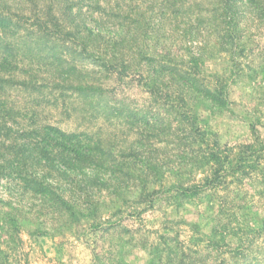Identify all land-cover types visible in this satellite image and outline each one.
<instances>
[{"label":"rangeland","instance_id":"1","mask_svg":"<svg viewBox=\"0 0 264 264\" xmlns=\"http://www.w3.org/2000/svg\"><path fill=\"white\" fill-rule=\"evenodd\" d=\"M170 1L0 0L12 17L0 148L19 127L50 125L99 149L120 180L77 220L0 181V264H204L218 251L224 264H264V24L221 47L215 1L179 14ZM186 71L199 94L177 79ZM75 187L64 182L66 197L83 205Z\"/></svg>","mask_w":264,"mask_h":264},{"label":"trees","instance_id":"2","mask_svg":"<svg viewBox=\"0 0 264 264\" xmlns=\"http://www.w3.org/2000/svg\"><path fill=\"white\" fill-rule=\"evenodd\" d=\"M213 1L215 2L212 3L216 5L214 13L219 14L221 18L220 34L218 36L220 40L218 45L221 47L227 45L226 43L229 40H234L241 25L264 24V0ZM188 4H190V0L170 1V6L175 10V14H179L182 10L185 11ZM10 19L12 17L0 12V32L1 30L4 33L12 32ZM99 20H97L98 23ZM184 25L189 27L188 23ZM192 30L193 28H191L190 34H192ZM105 33L108 34L107 30H105ZM101 34H103V30L98 29L97 35ZM1 43L0 51H9L8 54L12 55V45L5 44V42ZM6 58L7 55L1 57L5 64L8 62ZM0 65L3 64L0 63ZM163 70L169 73L170 71L171 73L176 71L172 66H163ZM177 77L179 82L190 84L189 72H178ZM191 84L192 86L188 88L195 94H199L200 91L197 90L194 80H191ZM204 96L209 98L210 102L220 106L226 103L222 98V94L215 95L211 91H207ZM1 123L7 125L6 121ZM4 137H1L0 134V138L3 139ZM258 139H256V142ZM253 146L254 144L241 146L238 154L239 163L247 164L249 162ZM102 156L100 150L92 148L90 143L84 142L77 136L67 135L50 125L30 129L19 127L16 132L12 133L10 144L0 148V181L12 180V185L18 188V190L12 191L15 194L17 192L18 197L34 199L39 203L41 212L46 211L54 218H63V220L74 218L77 220L85 212L94 217L104 207L96 198H103L102 193L108 191L109 188L105 187L107 180L120 185V180L115 177V174L113 172L107 174L109 170L103 168L107 163L105 157ZM97 167L105 169L106 174L95 172ZM64 182H73L74 187L77 186L74 191H77L75 194L80 199L84 197L83 205L76 197H66L68 192L64 188ZM93 184L101 185V188L96 191L87 190L86 187L93 186ZM193 192H197V190H193ZM87 197L90 199H86ZM165 245L168 246L170 243L167 242ZM172 249L169 248L165 251L168 252V255H172ZM223 253L226 252H216L217 255H215L214 260H210L211 256L207 255L208 259H204V264H224L226 259L221 258Z\"/></svg>","mask_w":264,"mask_h":264}]
</instances>
